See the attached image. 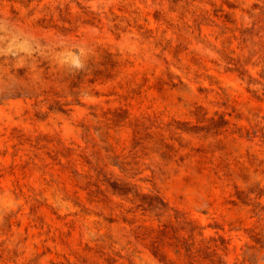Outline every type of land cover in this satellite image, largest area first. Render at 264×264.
<instances>
[{
	"label": "rangeland",
	"instance_id": "rangeland-1",
	"mask_svg": "<svg viewBox=\"0 0 264 264\" xmlns=\"http://www.w3.org/2000/svg\"><path fill=\"white\" fill-rule=\"evenodd\" d=\"M47 46L123 63L13 96ZM0 56V264H264V0H0Z\"/></svg>",
	"mask_w": 264,
	"mask_h": 264
},
{
	"label": "trees",
	"instance_id": "trees-1",
	"mask_svg": "<svg viewBox=\"0 0 264 264\" xmlns=\"http://www.w3.org/2000/svg\"><path fill=\"white\" fill-rule=\"evenodd\" d=\"M55 50H59V48L47 46L42 54L32 53L26 56V61L33 63L34 66L30 68L27 65L14 71V74L18 78H27L31 74L38 72L40 80L39 82L29 83L22 87L10 88L9 91H12L13 96H52V103L58 105L61 109L63 105L70 104V102H60L58 98L72 97V101L77 103L79 91L83 86L89 87L96 82L111 79L123 63L117 52H111L107 48L99 47L93 54L81 62L82 67H69L64 64L55 63L52 60V52H55ZM0 58L3 59L4 57L0 56ZM237 131H239V128ZM193 151L188 148L186 156L190 157ZM214 173H216L215 170ZM115 189H117L116 193L118 195L125 193L120 188ZM237 193L239 194L240 191H236V197L240 200ZM240 202L245 203L243 200H240ZM247 261L248 255L247 253H243V259L240 264H245Z\"/></svg>",
	"mask_w": 264,
	"mask_h": 264
},
{
	"label": "clouds",
	"instance_id": "clouds-1",
	"mask_svg": "<svg viewBox=\"0 0 264 264\" xmlns=\"http://www.w3.org/2000/svg\"><path fill=\"white\" fill-rule=\"evenodd\" d=\"M75 66L79 68V67H82V64L77 63Z\"/></svg>",
	"mask_w": 264,
	"mask_h": 264
}]
</instances>
